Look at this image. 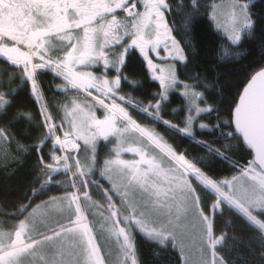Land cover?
I'll return each instance as SVG.
<instances>
[{
    "label": "snow or ice",
    "instance_id": "obj_1",
    "mask_svg": "<svg viewBox=\"0 0 264 264\" xmlns=\"http://www.w3.org/2000/svg\"><path fill=\"white\" fill-rule=\"evenodd\" d=\"M0 264H264V0H0Z\"/></svg>",
    "mask_w": 264,
    "mask_h": 264
}]
</instances>
